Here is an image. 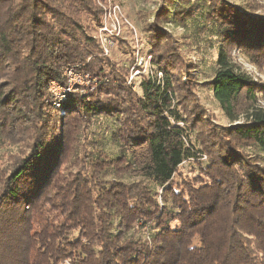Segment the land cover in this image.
<instances>
[{
    "label": "trees",
    "instance_id": "1",
    "mask_svg": "<svg viewBox=\"0 0 264 264\" xmlns=\"http://www.w3.org/2000/svg\"><path fill=\"white\" fill-rule=\"evenodd\" d=\"M237 1L160 0L142 32L162 76L136 93L98 56L93 0H0V147L17 146L0 159V264H264V83L232 55L264 69V15ZM72 68L97 87L54 107Z\"/></svg>",
    "mask_w": 264,
    "mask_h": 264
},
{
    "label": "rangeland",
    "instance_id": "2",
    "mask_svg": "<svg viewBox=\"0 0 264 264\" xmlns=\"http://www.w3.org/2000/svg\"><path fill=\"white\" fill-rule=\"evenodd\" d=\"M93 1L101 11L100 24L96 26V30L94 32L96 42L101 49V54L98 56L105 60L106 65H113V69L116 68L122 70L123 68L124 70L121 71V73L126 75L125 77H127L126 79L128 80L129 75H131L130 68L134 66L137 55H143L146 57L149 56V47L145 37L143 36L142 28L144 24L148 22L149 17L152 15L155 9L158 8L160 0ZM239 1H237V3H239ZM253 1L258 5V10L256 13L264 15V0ZM114 8H118L120 14H116L114 16H111V18H107V24L116 25L117 30L114 31L112 29V34H103L101 32V27L104 16L107 15L108 11H112ZM170 29L173 35L176 37H178L182 33L181 29ZM210 52L213 56L214 50H211ZM232 55L235 58V62L241 67L243 71L251 76L252 79L264 83V69L262 67H257L250 63H247L239 57V54L237 52H233ZM188 58L194 65L196 64L198 67L194 70L196 72L193 73L191 77L197 76L199 81H206V79H209L211 77L212 74L209 69L210 56L204 55L199 52H192L190 53ZM153 68L157 69V66L153 65ZM71 71V73L70 71H65L63 75L65 76V81L66 79L68 80L66 81V87H59L57 84H50L48 93L53 97L54 105L52 106L58 107L56 103L64 101V97L69 95L70 93L77 92L82 96L86 93H92L97 87V84H95L96 77L80 71L79 68H72ZM86 79L87 81H85ZM185 79L186 78H184V80ZM139 81L141 82L142 79L138 78L135 80V88L134 90L132 89L133 92L140 93V89L138 87ZM67 83H69V86ZM192 95L196 100H199L200 106L202 105L200 108H202V110L206 113L213 125H228V120L220 111L217 103L210 97L208 93L200 95L195 89ZM261 105L264 106V101L261 102ZM60 115H62V111H60ZM16 151V145L6 144L4 146H1L0 159H6V156H12ZM202 161H206L205 156H203ZM182 168L185 170L187 168L186 164H183ZM158 193L159 195H161V190H159ZM159 202L161 203L160 198ZM61 264L71 263L65 260Z\"/></svg>",
    "mask_w": 264,
    "mask_h": 264
},
{
    "label": "built area",
    "instance_id": "3",
    "mask_svg": "<svg viewBox=\"0 0 264 264\" xmlns=\"http://www.w3.org/2000/svg\"><path fill=\"white\" fill-rule=\"evenodd\" d=\"M116 14H120V11L118 8H114L112 11H108L107 15L104 16V19L102 22V27H101V30H102L101 32L103 34H105V33L112 34V32H111L112 29L114 31L117 30L116 25H108L107 24V18H111V16H114ZM130 70H131V75H129V78L127 80V85H131L133 90L135 88V80L138 78H140L142 80L148 79V78L154 77V74H156L157 78H160L162 76L160 72H157V69L153 68V63H152L150 56L146 57L143 55L142 56L137 55L136 62L134 63V66L130 68ZM65 71H70V73H71L73 70L71 71V69H67ZM65 71H64V73H65ZM64 73H63V75H64ZM85 77H87V76H85ZM66 81H68V80L66 79ZM85 81H87V79ZM51 84L56 85V83H54V82ZM67 84L69 86V83H67ZM139 84H140V81L138 83V87H139Z\"/></svg>",
    "mask_w": 264,
    "mask_h": 264
}]
</instances>
